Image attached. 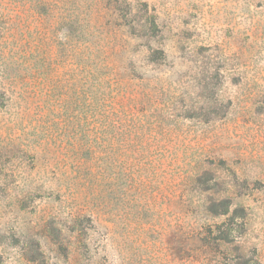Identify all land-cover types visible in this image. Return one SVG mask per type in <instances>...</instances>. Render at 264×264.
Listing matches in <instances>:
<instances>
[{
  "label": "rangeland",
  "instance_id": "obj_1",
  "mask_svg": "<svg viewBox=\"0 0 264 264\" xmlns=\"http://www.w3.org/2000/svg\"><path fill=\"white\" fill-rule=\"evenodd\" d=\"M0 264H264V0H0Z\"/></svg>",
  "mask_w": 264,
  "mask_h": 264
}]
</instances>
